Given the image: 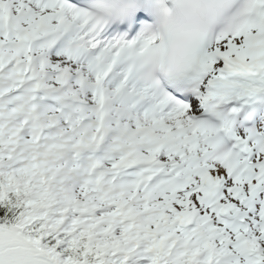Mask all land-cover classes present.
Masks as SVG:
<instances>
[{
  "label": "snow or ice",
  "instance_id": "snow-or-ice-1",
  "mask_svg": "<svg viewBox=\"0 0 264 264\" xmlns=\"http://www.w3.org/2000/svg\"><path fill=\"white\" fill-rule=\"evenodd\" d=\"M0 264H264V0H0Z\"/></svg>",
  "mask_w": 264,
  "mask_h": 264
}]
</instances>
